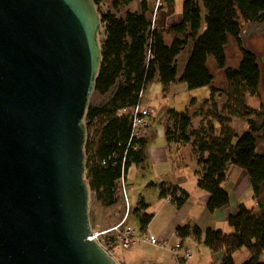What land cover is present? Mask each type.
Instances as JSON below:
<instances>
[{
    "label": "trees",
    "instance_id": "16d2710c",
    "mask_svg": "<svg viewBox=\"0 0 264 264\" xmlns=\"http://www.w3.org/2000/svg\"><path fill=\"white\" fill-rule=\"evenodd\" d=\"M94 1L98 6L104 0ZM164 1L156 18L148 0H142L140 11H127L124 17L111 11L101 15L105 37L101 39L102 60L95 90L105 94L116 89L106 103L90 105L86 113V168L91 191L105 206L118 204L122 178L132 164L144 162L147 140L134 135L133 112L142 103V94L150 82L161 81L165 95L179 80L186 82L189 89L210 86L211 96L201 105V110L213 107L204 115L207 123L201 122L200 127L195 128L188 111L170 108L166 139L169 144L193 145L200 166L197 185L210 195L207 201L210 211L219 210L231 201L224 186L229 166L246 171L259 209L241 203L237 212L229 216L234 232L226 234L208 228L204 241L214 252H223L219 264H237L235 253L243 247L251 253L243 264H264L261 260L264 251V152L258 149L264 130V104L259 108L250 104L251 97L260 96L262 73L256 54L244 44L241 36L243 23L264 22V0H184L179 22L173 18L175 0ZM230 38L241 51L242 58L237 66L228 65ZM190 48L183 74L178 78V57ZM211 59L224 70L228 90L216 86L209 67ZM224 93L228 100L222 112L226 111L227 115L217 111L216 96ZM254 116L263 117V121L259 123ZM233 117L247 120L248 129L243 133L235 130L231 125ZM96 122L100 124L98 138L91 133ZM152 185L160 187L161 197L171 195V201L178 208L188 199V192L180 187L165 182ZM147 208L148 204L142 200L132 212L139 219L142 230L147 229L154 217L145 212ZM192 233L201 239L204 231L199 226L177 228L182 240ZM120 235L117 232L108 238L111 241H107V248L113 256L111 242L118 241L120 245Z\"/></svg>",
    "mask_w": 264,
    "mask_h": 264
},
{
    "label": "water",
    "instance_id": "95a60500",
    "mask_svg": "<svg viewBox=\"0 0 264 264\" xmlns=\"http://www.w3.org/2000/svg\"><path fill=\"white\" fill-rule=\"evenodd\" d=\"M101 30L94 0H0V264H120L90 238Z\"/></svg>",
    "mask_w": 264,
    "mask_h": 264
},
{
    "label": "rangeland",
    "instance_id": "374dc122",
    "mask_svg": "<svg viewBox=\"0 0 264 264\" xmlns=\"http://www.w3.org/2000/svg\"><path fill=\"white\" fill-rule=\"evenodd\" d=\"M141 2L142 0H132L129 3H126L124 0H104L101 4H99L98 10L100 14H104L108 11L116 13L120 17H124L127 11H140L141 10ZM183 2L184 0H176V12L177 14L182 13L183 9ZM149 7L151 11L154 9L153 17L156 18V13L159 7L165 4L164 0H148ZM243 38L244 44L253 50L258 58L259 65L261 67L262 79L260 84L259 98L251 97L250 104L253 107H260V104H264V22H246L243 23V30L241 33ZM104 30L100 33V38L104 39ZM186 57H188V51H184L181 54L179 59V73L181 74L183 71V64L185 62ZM227 58H228V65L230 66H237L242 58L241 51L239 50L236 41L233 38H230L229 44L227 46ZM209 67L212 70L214 77H215V84L220 89L226 91L228 90V82L224 73L223 69H219L214 59L209 61ZM116 88L111 89L108 93L102 94L97 90H94L91 98L89 106H98L106 103L110 97L112 96L113 92ZM163 94V84L158 79L153 80L149 83L147 88L142 94V108L149 110L150 115L148 116L147 122L151 123V119L154 121L152 124L151 129L156 132L153 136L154 142L153 146L156 145H165L167 144V139L164 136H161L160 133L158 135L157 129H165L166 125L169 121L168 110L170 108H174L178 111H185L192 115L193 118V126L195 128L200 127L201 122L203 124L207 123V119H204V115L208 114L213 107L207 106L201 110L202 103L210 98L211 96V87L205 86L196 89H189L186 82L177 81L174 83L173 92L168 93L164 96ZM193 99L196 103H191ZM227 94H217L216 101H217V111L224 113L227 115V112L223 111L224 106L227 103ZM149 106V107H147ZM264 109V108H263ZM125 111V112H131ZM210 115V114H209ZM238 118V117H233ZM261 123L263 121V117H255ZM150 119V120H149ZM149 120V121H148ZM233 120V119H232ZM86 121V117H85ZM244 125H246L245 130L240 129L241 133L248 129V121L240 119ZM200 122V124H199ZM245 122V123H244ZM169 124V123H168ZM99 123H95L92 127V136L98 138L99 132ZM149 127V125H148ZM148 127L143 130H139V136H143L146 138L147 136V129ZM261 137H259L260 144L264 141V130L261 131ZM161 137V138H160ZM175 145V146H174ZM178 147H182L181 149ZM150 150V146L147 147ZM180 149V150H179ZM164 151V149H163ZM164 163L168 164L174 172H178L179 177L181 176L184 181H186L185 188L193 189L195 188L197 180L196 170L200 168L198 164V154L195 153L193 149V145L188 143L186 145L179 146L176 143H173L172 149L166 151ZM148 163L147 165H139V164H132L127 173H126V190L127 194L129 195V216L127 219V224L131 225L136 233L137 241L131 248H125L121 244H118V241L113 244L111 242V249L114 253V256L119 261L120 264H132L138 260L141 262H147L146 259L150 258L155 255H161L162 257V264H182L180 263L174 252L171 250L172 246L175 245L174 240L169 241L168 248L163 249L160 246L152 245L146 242V233L155 234L157 237H160L158 232L161 228H163L165 221L167 218L170 217L173 210H176L173 201H171V195L167 196L165 199L170 201H165L163 197L160 195V187L152 185L154 183L161 181L158 178L157 174V166L155 159L148 156ZM160 159V158H159ZM157 170V171H156ZM161 183V182H160ZM159 185V184H158ZM228 191L230 193V197L233 200V204H237L239 202L238 199L241 198L239 196L238 190L233 187L229 186ZM253 190V189H252ZM189 192V191H188ZM253 191L246 192L242 199L246 201V205L248 207H253V200L250 197ZM254 193V192H253ZM194 199L195 205L198 207H202L200 201ZM144 200L148 203V208L145 210L148 214H154L155 217L153 219V223L148 226L147 229L142 230L141 223L136 215L132 212L133 210L138 207L140 201ZM199 200V199H197ZM231 202V201H230ZM127 202L124 200L123 196H120V201L118 204L114 206H105L99 200H97L94 193L91 195V203H90V218L91 223L94 231H108V235L105 237L106 241L109 237L114 236L117 231H112V229L119 225L122 222V219L127 213L128 206ZM207 214H215V212L210 211L206 206ZM205 222V220H204ZM218 230H222L226 234H230L234 232L233 227L229 223V218L227 223H219ZM206 228L204 232L207 230ZM187 239V238H186ZM191 241L192 245L190 247V252L186 250L184 254L180 253L179 250L177 251L181 258H185L187 260L186 264H219L216 262V257L214 254L205 255L202 250L200 249L201 246L199 245V241L195 240L193 237L191 239H187L186 243ZM200 247V248H199ZM183 246L181 247V249ZM189 254L188 256H186ZM251 257V253L249 249L243 247L238 253L235 255V261L237 264H243ZM261 260L264 261V251L261 256ZM148 262H150L148 260ZM159 263V262H158ZM185 264V262H184Z\"/></svg>",
    "mask_w": 264,
    "mask_h": 264
},
{
    "label": "crops",
    "instance_id": "0c3cea01",
    "mask_svg": "<svg viewBox=\"0 0 264 264\" xmlns=\"http://www.w3.org/2000/svg\"><path fill=\"white\" fill-rule=\"evenodd\" d=\"M175 2H176V0H175ZM175 9H176V7H175ZM173 18L175 19V21L179 22V20L181 19V13L177 14V12L175 10V15ZM171 39H172L171 37L168 38V41L170 42ZM190 51H191V48L188 52V57H189ZM180 57H181V55L178 57V59H180ZM188 57H186V59H185V62L183 64V69H184V66L186 65ZM182 74H183V71L181 74L178 73V78H180L182 76ZM173 87H174V84H172L169 93L173 92ZM195 103H196V101H195ZM147 107H149V106H147ZM240 119L241 118H233L231 125L235 130H237L238 132L241 133V131H239V130L240 129L245 130L246 125H244L243 122L240 121ZM243 120H245V119H243ZM153 122L154 121L151 119V123L147 129V136H146L147 144H146V147L144 149V162L140 165L149 166L148 156L150 155L151 157H153L155 159L156 166L158 169V171L156 170L157 171L156 175L161 180V181L156 182V184H160V182H165L166 184L176 186V187H180L183 190H185L186 192L189 191L188 192L189 196H188L186 203L181 208L176 207V204L174 203V206L176 207L177 211L176 210L172 211L170 217L167 218V220L165 221L163 228H161L159 230L158 234L160 237H157L155 234L150 233V236L153 235L160 240H164L165 245L152 244L148 240L149 233H146V240L145 241L148 242L149 244L160 246L163 249H167L169 241H171V240L173 241L175 238V239H177V240H174L175 245L179 241L182 242V245H183V248L180 249L179 252L184 254L187 250L189 252V254H191L189 246L192 245V242L189 241L186 243V240L191 239L193 237L195 240L199 241V243H200L199 245L201 246V248L200 247L199 248L202 250L201 252H203L205 255L214 254L216 257V262L220 263L222 258H223V252H214L205 244V241H204L205 236L204 235H205L206 231L204 232L201 239H197L195 237V235L192 233L190 236L187 237V239L185 238L182 240L177 234V228L179 226H183V225H189V226H191L192 229L196 226H199L204 231L206 228L218 229L219 227H217V226L219 223H227L229 216L232 214H235L237 212L238 206L241 203L246 204V201H244L242 199V196L248 191H253L252 186L250 184L249 176L247 175V173L244 169H242L238 166L230 165L228 168V178L224 182V186L227 190H228V188H230L229 186L235 187L238 190L239 196H241V198L238 199L239 202L235 205L233 204V200L231 198V202L227 206H225L219 210L214 211L215 214H212V213L210 215L207 214V212H205V211H206L207 201L209 200L210 195L206 191H204L203 189L198 187L197 180H195V182H196L195 188L189 189V190L187 188H185L186 181H184V179L181 176L179 177V175H176V174H178V172H176V171L174 172V170H172V168H170L168 164L164 163V160L165 159L167 160V158H165V153H166V151L172 149L173 144L167 143L165 145H163V144L162 145H156V146L152 145L154 142L153 136L156 133L151 129L152 124H154ZM199 124H200V122H199ZM157 133H158V135L160 133L161 136H164L166 138V128L165 129H157ZM148 146H150V150L147 149ZM178 148L181 149L182 147H178ZM163 149H164V151H163ZM258 149H259V151L264 152V143H263V145L259 144ZM196 176H197V170H196ZM126 178H127V176H126ZM197 179H198V176H197ZM153 182H155V181H153ZM250 193H252V195L250 194V197L253 200V207H255V209L258 210L259 209L258 200L255 198L253 192H250ZM193 196L195 197L196 202L197 201L201 202L202 207H198L195 205L194 199L192 200ZM197 199H199V200H197ZM165 201H170V200L165 199ZM145 203L148 204L147 202H145ZM154 217H155V215H154ZM154 217H153V219H154ZM153 219H152V221H153ZM204 220H205V222H204ZM151 222H150V224H151ZM175 245H173L171 248V250L173 252H174L173 248L175 247ZM241 249H239L236 253H238ZM236 253H235V255H236ZM176 258L182 264H184V262L186 264L187 260H188V258L185 259V258H181V257H177V256H176ZM146 260H147V262L149 260V261H153L156 263L159 262L158 264H162V263H160V261L162 262L161 255H155V256H153V258L151 256L150 258H148ZM140 262L141 261L138 260L132 264H138Z\"/></svg>",
    "mask_w": 264,
    "mask_h": 264
},
{
    "label": "built area",
    "instance_id": "2783aa9c",
    "mask_svg": "<svg viewBox=\"0 0 264 264\" xmlns=\"http://www.w3.org/2000/svg\"><path fill=\"white\" fill-rule=\"evenodd\" d=\"M150 111L142 108L141 104H138L133 112V133L134 135H140L139 134V130L143 129L145 130L149 123L147 122V117L150 115L149 113ZM126 176H124L122 178V196L124 198V200L127 202V206H128V210L126 215L124 216V218L122 219V222L119 223V225L115 226L112 231H117L119 232L120 235V242L121 245L125 248H131L137 241V236L135 233L134 228L127 224V219L129 216V210H130V206H129V195L127 194V190H126ZM109 230L108 231H94L92 233V236L90 238L96 239L106 250H108V244L107 241L105 239V237L108 235ZM148 240L152 243V244H156V245H165L164 240H160L158 238H156L155 236L151 235L148 237ZM182 242H178L175 247L173 248L174 253H178L177 251L181 249L182 247ZM109 252V251H108ZM189 254H187L186 256H188ZM177 257H180L179 254H176Z\"/></svg>",
    "mask_w": 264,
    "mask_h": 264
}]
</instances>
